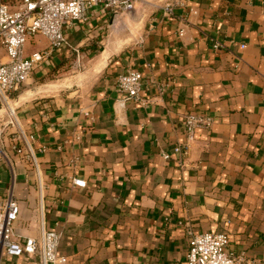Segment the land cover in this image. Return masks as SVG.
<instances>
[{
  "label": "crops",
  "instance_id": "crops-1",
  "mask_svg": "<svg viewBox=\"0 0 264 264\" xmlns=\"http://www.w3.org/2000/svg\"><path fill=\"white\" fill-rule=\"evenodd\" d=\"M105 22L101 15L92 21L90 35L81 24L66 26L67 44L32 71L43 78L76 47L99 52L88 88L27 87L14 98L20 124L35 136L38 174L0 129V203L12 190L16 233L58 232L66 264H184L192 234L224 232L228 250L264 264V0H189L171 16L158 9L122 48L102 47ZM34 40L27 54L48 46ZM132 68L143 74L145 105L115 89ZM167 78L173 82L159 94L156 83ZM192 110L213 122L197 130L180 167L172 147ZM17 262L38 264V256Z\"/></svg>",
  "mask_w": 264,
  "mask_h": 264
},
{
  "label": "built area",
  "instance_id": "built-area-1",
  "mask_svg": "<svg viewBox=\"0 0 264 264\" xmlns=\"http://www.w3.org/2000/svg\"><path fill=\"white\" fill-rule=\"evenodd\" d=\"M189 0H170L159 6L165 16H171L177 6H186ZM138 0H19L11 8L5 0H0V106L5 107L11 125L12 148L27 160H30L39 173L35 153L31 142L35 136L28 133L20 124L15 106H11L10 96L30 77L32 71L54 51L67 44L65 27L81 24L90 35V25L98 16L117 18L135 9ZM190 12L196 10L190 8ZM184 29L178 31L182 36ZM42 35L48 46L40 51L26 53V43L30 37ZM223 45L213 43L214 49ZM244 47V45H242ZM74 51L78 55L79 49ZM173 80L167 78L156 83L159 94L168 91ZM143 74L138 69H128L119 74L115 89L123 100H133L142 105L147 100L142 97ZM1 110V108H0ZM88 115V112H85ZM213 122L211 115L195 110L182 115V139L172 147V153L178 156L180 167L190 154L191 144L196 139L197 130H208ZM164 159H170L171 153L162 151ZM75 186L85 187L86 181L73 178ZM20 206L11 190L0 203V264H18L17 259L24 255L38 256V264H66L67 257L58 254L60 234L54 230L41 228L38 238L24 237L16 233L15 224L19 219ZM229 237L224 232L202 231L191 235L184 264H253L243 254L228 250Z\"/></svg>",
  "mask_w": 264,
  "mask_h": 264
},
{
  "label": "rangeland",
  "instance_id": "rangeland-1",
  "mask_svg": "<svg viewBox=\"0 0 264 264\" xmlns=\"http://www.w3.org/2000/svg\"><path fill=\"white\" fill-rule=\"evenodd\" d=\"M5 1L9 3L11 8L16 7L19 3V0ZM169 1L170 0H138L135 9L130 13H124L117 18L108 17L107 22L104 23V27L100 32L101 37L99 38L103 40L104 43L102 47L104 48L109 42H115L116 44L121 45L122 48L125 45L131 44L137 38H140L141 33L151 20L152 16L157 12L159 6ZM30 38L33 39L31 40ZM30 38L31 41L28 39L26 43V49L31 48L32 46L34 48L37 47V43H35L34 39L44 37L42 35H36ZM99 54V52H81L78 55L75 54L73 58L69 59L64 64H61V66L58 65L57 67H53L52 70L48 71L43 76V78L37 79L32 73L31 79L28 78L17 91L11 94L9 104L16 108V100L14 98L17 93L22 92L23 89H26L27 87L36 90H39L42 86H47V88L48 86H51V88H54L45 93L60 92L66 89L76 91L75 93H81L82 90L88 88L95 79L97 72H94V66L100 58ZM0 108V129L11 134L14 128L11 125H6L8 120L7 111L3 106H0Z\"/></svg>",
  "mask_w": 264,
  "mask_h": 264
},
{
  "label": "bare ground",
  "instance_id": "bare-ground-1",
  "mask_svg": "<svg viewBox=\"0 0 264 264\" xmlns=\"http://www.w3.org/2000/svg\"><path fill=\"white\" fill-rule=\"evenodd\" d=\"M113 46H114V45H113ZM109 50H110V49H109ZM108 52H109V51H108ZM105 54H106V53H103L102 56L104 57ZM103 57H102V58H103ZM103 60H104V59H103ZM97 62H98V61H97ZM104 62H105V61H104ZM104 62H103V61L99 62V63H98V66L101 67V66L104 64ZM52 87H54V86H52ZM55 88H56V87H55ZM59 88H60V87H59ZM53 89H54V88H51V86H48V88H47V86H44V87L42 86V88L39 89V92H47V91H49V90H53ZM0 111H1V110H0Z\"/></svg>",
  "mask_w": 264,
  "mask_h": 264
}]
</instances>
